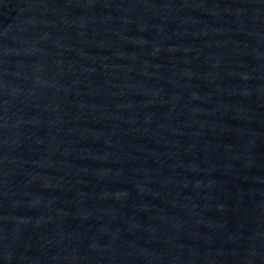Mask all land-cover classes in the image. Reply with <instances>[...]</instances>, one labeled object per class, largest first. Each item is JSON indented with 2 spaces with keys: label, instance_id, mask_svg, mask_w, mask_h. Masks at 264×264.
<instances>
[{
  "label": "water",
  "instance_id": "1",
  "mask_svg": "<svg viewBox=\"0 0 264 264\" xmlns=\"http://www.w3.org/2000/svg\"><path fill=\"white\" fill-rule=\"evenodd\" d=\"M0 264H264V0H0Z\"/></svg>",
  "mask_w": 264,
  "mask_h": 264
}]
</instances>
